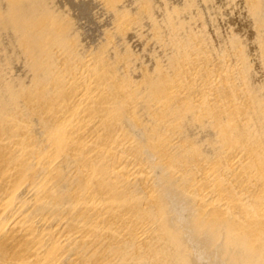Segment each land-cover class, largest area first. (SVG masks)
Listing matches in <instances>:
<instances>
[{"label": "bare ground", "instance_id": "bare-ground-1", "mask_svg": "<svg viewBox=\"0 0 264 264\" xmlns=\"http://www.w3.org/2000/svg\"><path fill=\"white\" fill-rule=\"evenodd\" d=\"M169 2L0 0V264H264V81Z\"/></svg>", "mask_w": 264, "mask_h": 264}, {"label": "rangeland", "instance_id": "rangeland-1", "mask_svg": "<svg viewBox=\"0 0 264 264\" xmlns=\"http://www.w3.org/2000/svg\"><path fill=\"white\" fill-rule=\"evenodd\" d=\"M181 1L182 0H168L170 5H172L174 3H179ZM202 1L205 2L204 0H198L197 4L199 5V7H202V8L204 7L203 9H206V6H207V8L210 7L209 9H210L211 12H209V14L212 13V12L213 13H212V15L211 14L210 15L207 14V16H206V17L209 16L207 18L208 19V21H207L208 24L206 22V19H205V22L203 23L204 19L202 21V19L200 18L201 21H202L201 22L197 18V22L196 23H198V25L194 22L196 20H194L193 24L195 23L197 25L196 26L194 24L196 26L195 27L196 30L204 31V32L206 31L205 34L207 33L206 35L209 37L211 42L215 46H217V48L219 47V45L223 46V45H225L227 43V41L229 40L228 36L232 37V35L234 36V33H235V35L240 36V39L244 42V44L247 46V48H249V50H248L249 53H250L249 55H250V58L252 60V65L254 66V71H255V74H256L255 80L257 79L256 81H258V82L264 81V72H263L264 68H263V66L261 64V59H260V56H259V48H258V44L256 42V35H257L256 34V28H255V25L253 24L254 22H253L252 17L250 16L249 10L247 9V5L245 3V0H213L212 1L213 3L209 2V3L206 4V6L204 5L206 2L202 3ZM214 1H215V3H214ZM160 4H161V2H160ZM213 4H215V5H213ZM162 5H164V4H162ZM198 5H197V7H198ZM217 5H219V6H217ZM213 6H215V7H213ZM194 7H195V9L192 8V10H193L192 14L196 15L197 14L196 13L197 10L199 12L201 8L198 7L199 9H196L197 8L196 5ZM212 8H214V9H212ZM216 8H217V10H216ZM214 12L215 13L217 12L216 15L214 14ZM213 15H215V17ZM212 16H213V20L215 18L214 21H212L211 20L212 18H210ZM209 19H210V22H209ZM198 21H200V22H198ZM212 22H214L215 24L212 23ZM197 28H199V29L200 28H205V29H202V30L200 29L199 30ZM146 30H148V29H146ZM146 30L144 31L145 33H143V38H141L140 36L136 35L137 39L134 38L136 36H132L129 39V43L131 44L132 48L136 49V51L134 49L133 50L135 52H137V53H140L141 57H143V56L145 57L146 53L148 52V50H150V49L152 50V48L154 46H155V48L152 51H155L156 49L158 50V47H160L159 49H161V46H159L157 44L158 47L156 45H153L152 47H149V49L144 48L146 50V53L143 52V47H146L145 45L147 44V42L149 43V38H150V36L146 34ZM149 31L150 30H148V32H147L148 34H150ZM145 36L148 39V41L145 38ZM138 37H140V39L142 41ZM133 38H134V41H133ZM144 39H146V40H144ZM143 40L146 41L145 44L143 43L144 42ZM161 50H158V51H160L158 53L163 55L164 54L163 53L164 50H162V53H161ZM150 51L147 53L148 55L145 57L146 59L143 57V60L145 59L147 61L146 62L144 60L146 63H149L150 60H151V58L148 57V56H151L150 55V53H151ZM141 52H142V54H141Z\"/></svg>", "mask_w": 264, "mask_h": 264}]
</instances>
